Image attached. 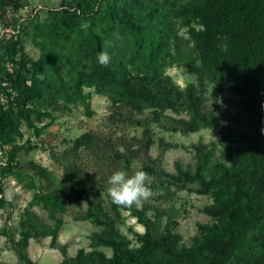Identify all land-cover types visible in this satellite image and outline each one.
<instances>
[{"label":"rangeland","instance_id":"374dc122","mask_svg":"<svg viewBox=\"0 0 264 264\" xmlns=\"http://www.w3.org/2000/svg\"><path fill=\"white\" fill-rule=\"evenodd\" d=\"M92 2L68 28L75 0H0V264H148L144 219L164 233L161 264H264V223L243 213L203 246L209 228L242 202L224 136L246 161L264 152V94L250 95L238 76L215 81L190 33L202 31L239 62L242 21L226 17L244 4L264 42V0H143L166 32L157 70L137 52L130 27L105 24L108 0ZM95 35L111 56L107 67L97 62ZM19 68L33 87L24 107L8 91ZM106 70L133 78L141 99L124 96ZM134 167L150 174L153 194L139 207L117 206L108 178ZM249 187L264 191L256 178Z\"/></svg>","mask_w":264,"mask_h":264},{"label":"trees","instance_id":"16d2710c","mask_svg":"<svg viewBox=\"0 0 264 264\" xmlns=\"http://www.w3.org/2000/svg\"><path fill=\"white\" fill-rule=\"evenodd\" d=\"M18 1L20 2V0H14L16 6H18ZM21 1L23 2V0ZM95 2L97 0H94ZM75 3L73 9L68 8L65 10L66 15L63 24L68 28L73 27L75 22L85 13L86 8L93 4L92 0H75ZM244 6L242 4L241 9L231 6L236 15L233 21L226 17L227 22L233 25H237L234 22L235 20L242 21L240 24L242 27L240 47L243 53L239 62L235 58L227 57L224 59L217 46L202 31L191 28L190 33L194 36L201 52L203 67L209 74L213 75L215 81L221 84L222 78H219V75H226L229 79L238 76L241 79L240 83L245 86L246 92L250 95L255 94L260 96L264 94V42L262 36L258 33V25L254 19V13L247 10ZM102 18L108 27H114L119 22L130 27L135 35L134 45L137 52L143 54V56L146 55L143 59L146 58V63L154 70L160 67L162 59L159 55L161 54L166 32L157 23V18L150 4H145L143 0H108V5L103 12ZM93 40L96 54L98 55L103 50L101 37L95 35ZM83 73L86 75L87 71L82 72L81 75ZM105 75L112 79L115 85L126 89L125 92H122L124 96L133 97L136 100L141 99L140 95H136V92L133 93L134 90L130 86V83H133V78H125L121 70H106ZM9 78L13 82V88L16 91L15 98L17 99L18 106H26L32 97L33 87L27 83L20 68L15 72V77L10 76ZM163 97L172 100L165 93ZM178 105H180V102L176 99L171 103L173 107H177ZM195 113L197 116H201L198 112ZM230 139L235 140V138H229V135L224 136V140L228 144L227 146L232 148L234 155L237 156V163L241 171L238 174L240 187L237 189V193L242 202L231 208L228 219L221 226H211L209 228V236L204 240L203 246L211 244L214 240L228 233L236 224L239 213H243L252 220H260L261 223H264V191L258 190L255 193L249 187V184L255 178L257 179V183H261L264 186V152L252 154L246 161L243 157L237 155L238 151L234 149ZM222 178L224 179V176ZM222 181L224 182L225 180ZM224 187L218 186V188L213 190V193L219 199L225 193ZM200 191L206 192L209 190L203 185ZM256 201H259L261 204L260 209L256 207ZM212 208L218 209L220 208V204L216 202ZM142 222L145 228L144 236L153 242L147 250L150 259L148 264H161L162 246L158 243L157 239L159 236L164 235V233L160 228V223L155 224L153 221L145 219ZM180 262L183 263L182 261Z\"/></svg>","mask_w":264,"mask_h":264},{"label":"clouds","instance_id":"9594fccd","mask_svg":"<svg viewBox=\"0 0 264 264\" xmlns=\"http://www.w3.org/2000/svg\"><path fill=\"white\" fill-rule=\"evenodd\" d=\"M226 40V38H224ZM227 47L226 44L221 45ZM97 62L107 67L111 62V56L104 47L97 55ZM152 178L143 168H133L131 173L125 169L114 171L108 178V194L112 202L120 207H139L149 200L153 194L151 188Z\"/></svg>","mask_w":264,"mask_h":264},{"label":"built area","instance_id":"2783aa9c","mask_svg":"<svg viewBox=\"0 0 264 264\" xmlns=\"http://www.w3.org/2000/svg\"><path fill=\"white\" fill-rule=\"evenodd\" d=\"M9 94L11 96V100L15 99L16 91L12 86L8 87ZM7 100V97L0 95V105L4 104V102ZM7 145L3 142V140L0 138V169L4 168L6 166L7 161Z\"/></svg>","mask_w":264,"mask_h":264}]
</instances>
